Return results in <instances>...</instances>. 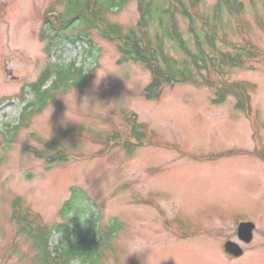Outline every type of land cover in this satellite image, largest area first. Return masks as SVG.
<instances>
[{
  "label": "rangeland",
  "instance_id": "1",
  "mask_svg": "<svg viewBox=\"0 0 264 264\" xmlns=\"http://www.w3.org/2000/svg\"><path fill=\"white\" fill-rule=\"evenodd\" d=\"M218 1L205 0L202 11L226 58L216 68L202 55L195 64L165 38V52L187 57L192 76L150 100L151 72L120 63L116 43L97 29L90 30L92 49L72 42L70 31L49 39L55 34L46 18L62 16L67 0H0V264H40L31 238L11 220L13 202L53 227L66 223L61 208L74 189L91 209L100 207V225L116 229L100 264H225L223 239L243 215L256 217L264 246V0H236L243 9L222 6L217 19ZM107 19L124 32L138 29L137 0ZM177 20L197 54L186 19ZM53 59L82 69L84 78L32 107L15 134L37 98L31 85ZM134 124L143 146L129 151ZM45 141L59 142L68 160L38 156L32 148L47 152ZM85 219L73 223L77 235L94 232L96 217ZM215 230L222 232L210 235ZM64 239L57 231L51 238L55 245Z\"/></svg>",
  "mask_w": 264,
  "mask_h": 264
},
{
  "label": "trees",
  "instance_id": "2",
  "mask_svg": "<svg viewBox=\"0 0 264 264\" xmlns=\"http://www.w3.org/2000/svg\"><path fill=\"white\" fill-rule=\"evenodd\" d=\"M130 1L132 0H67V8L62 16H52L53 20L51 17L46 18L49 26L47 31L55 34L49 39L65 38L62 34L70 31L72 35L68 38L72 42H86L92 49L93 41L90 37V30L93 28L97 29L106 39L116 43L120 53V63L134 62L143 64L151 72V81L144 90L145 96L150 100L160 97L164 85L173 86L176 83L186 82L191 79L192 70L190 71L189 66L191 62L188 61L187 57L191 58L192 62L196 64V59L201 58V55L202 57L207 56L215 68L220 66V62L226 58L225 53H222L216 47V37L207 29L208 25H210L209 19L206 21L205 17L199 12L200 6L203 5L205 0H137L140 12L138 29L130 28L124 32L121 26L111 24L108 21L107 14L112 10H121ZM222 6H226L225 8H229L233 13L243 9V4L236 0H219L217 4L219 12L218 16L216 15L217 19L220 17ZM177 16H182L186 19L191 39H193L198 48L197 54H193L186 45L178 27ZM165 38L177 43V47L187 57L185 59L176 58L169 52H165L163 49L164 43H169ZM52 77H54L52 79L53 87L44 89V85ZM80 78H84L83 71L80 68L76 69L73 64L64 66L50 62L39 81L31 85L37 98L25 107V113L22 114V119H20L21 122L12 127L15 130V134L21 128L23 120L28 117H25L26 113H29V117L32 116L35 111V109H31L32 107L38 104L44 106L49 101L51 94L53 95V92L55 93L56 90L66 92L68 84L71 82L70 80L74 79L77 84L81 80ZM27 108L29 111H27ZM127 118L133 121L135 119V117L128 115ZM134 125L132 129L134 133L132 135L136 142L132 143L129 141L130 143L124 144H127L126 147L129 151L143 146V134L138 129L140 127L138 126L137 128L136 124ZM121 137L117 138L120 139ZM117 138L114 139L116 140ZM44 145L47 152L35 148H32V150L49 162L68 160L67 154L62 148L63 146L59 142L45 141ZM86 199L85 194L83 195V193L74 189L71 203L68 204L66 202L61 210V214L66 218V223L63 222L53 227L44 224L38 219V215H32L28 209L22 208V205L19 207L20 203L18 201L14 204L16 212L14 210L12 220L15 221L19 228H23L28 237L31 238L40 264H71L74 258H78L80 264L101 263L103 244L98 237L96 228L98 213L94 207L93 210L85 203ZM72 209L76 210L75 214L79 222L80 219L85 217V221L90 224L92 219L96 217L93 223V233L77 235L76 226H73L77 219L76 217H69V212ZM89 217L92 219L87 220ZM108 229L110 231L111 229L113 231L116 230L112 227ZM54 231L65 233V244L61 242L57 246L60 252L56 256H53L50 246V239ZM75 235L76 238L73 239Z\"/></svg>",
  "mask_w": 264,
  "mask_h": 264
},
{
  "label": "flooded vegetation",
  "instance_id": "3",
  "mask_svg": "<svg viewBox=\"0 0 264 264\" xmlns=\"http://www.w3.org/2000/svg\"><path fill=\"white\" fill-rule=\"evenodd\" d=\"M261 214L264 215V212ZM243 218L234 224L236 228L225 234L226 237L223 239L221 252L225 258V264L235 262L238 259H246V264H264V246L259 244L262 240L258 238V230H256L259 227V222L255 216L243 215ZM243 222L250 223L241 228L240 225ZM221 232L215 230L214 234L210 235L215 236ZM218 248L220 249V247Z\"/></svg>",
  "mask_w": 264,
  "mask_h": 264
},
{
  "label": "clouds",
  "instance_id": "4",
  "mask_svg": "<svg viewBox=\"0 0 264 264\" xmlns=\"http://www.w3.org/2000/svg\"><path fill=\"white\" fill-rule=\"evenodd\" d=\"M83 106H88L87 103H85ZM71 264H80V260L78 258H74L71 262Z\"/></svg>",
  "mask_w": 264,
  "mask_h": 264
},
{
  "label": "water",
  "instance_id": "5",
  "mask_svg": "<svg viewBox=\"0 0 264 264\" xmlns=\"http://www.w3.org/2000/svg\"><path fill=\"white\" fill-rule=\"evenodd\" d=\"M244 227V226H241V228Z\"/></svg>",
  "mask_w": 264,
  "mask_h": 264
}]
</instances>
